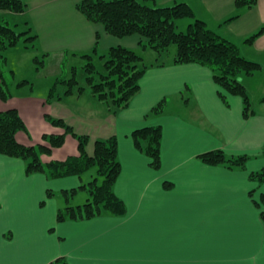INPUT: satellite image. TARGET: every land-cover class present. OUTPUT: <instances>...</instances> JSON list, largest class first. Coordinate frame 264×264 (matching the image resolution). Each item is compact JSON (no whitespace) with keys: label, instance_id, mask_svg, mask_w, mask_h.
<instances>
[{"label":"crops","instance_id":"obj_1","mask_svg":"<svg viewBox=\"0 0 264 264\" xmlns=\"http://www.w3.org/2000/svg\"><path fill=\"white\" fill-rule=\"evenodd\" d=\"M23 1L24 13L0 11V16L24 19L49 60L89 52L96 41L99 51H105L116 45L137 48L141 40L137 34H108L76 9L80 0ZM154 1L161 6L188 3L194 18L234 43L242 56L260 63L253 75H238L243 84L264 74V31L246 41L264 25V0L227 22L236 10L235 0ZM185 19H177L176 27L181 29L180 21L187 26L192 22ZM21 79L26 78L12 81ZM24 88L15 89L7 100L0 98V111L15 108L25 125V131L16 133L19 143L46 144L43 135L63 132L44 115L61 118L75 133L88 135L89 155L96 139L116 137L121 171L114 191L126 212L57 222V210L66 203L60 192L89 181L84 173L59 178L27 174L22 159L0 154V264H48L58 257L69 264H264V224L253 202L264 193V181L250 178L264 166V112L253 107L254 113L245 118L240 96L226 93L223 101L211 69L170 60L149 66L128 106L114 112L89 90L47 102V88L39 94ZM160 102L161 112L151 113ZM155 125L162 129L159 170L149 165L130 136L135 129ZM217 149L249 158L242 168H227L198 157ZM77 154V140L67 135L61 147L41 159L63 161Z\"/></svg>","mask_w":264,"mask_h":264},{"label":"trees","instance_id":"obj_2","mask_svg":"<svg viewBox=\"0 0 264 264\" xmlns=\"http://www.w3.org/2000/svg\"><path fill=\"white\" fill-rule=\"evenodd\" d=\"M150 1V2H149ZM256 4V0H235L236 10L225 22L238 17L245 8ZM27 5L23 0H0V11L24 13ZM76 9L91 22L100 23L105 31L116 37L137 34L140 36L138 48L111 46L105 51H99L96 41L89 52L75 53L83 59L82 72L84 84L79 83L78 67H70L68 77L57 78L47 88V102L61 101L65 96L81 94L85 90L105 107L108 112H114L128 106L131 98L139 90V80L149 66L164 65L166 61L173 64L196 63L206 66L212 71V77L219 86L218 95L226 101L227 94H235L242 98L243 116L249 117L254 113L250 96L244 84L238 80V75H253L262 66L260 63L242 56L238 47L231 41L208 29L206 24L197 18L190 5L177 2L172 5H157L154 0H80ZM180 18H192L185 30H177L175 21ZM24 30H17V23L0 22V58L6 62L4 51L19 47L30 50L34 56L33 63L38 69L44 65L47 53L41 52L37 44V35L27 22L23 23ZM264 31V25L248 37L251 41ZM98 40V35H96ZM22 40V41H21ZM174 46L173 56L166 61H155ZM139 50H151L156 54L153 63L144 62ZM1 63V61H0ZM5 64V63H4ZM13 74V72L11 71ZM32 83L21 79L14 83L0 65V98L7 100L13 96L14 90ZM59 86H63L61 93ZM264 102V94L260 98ZM163 102L155 105L151 113L161 112ZM52 125L63 128L62 134H45L46 144L23 145L16 139L18 131L25 130V125L15 108L0 111V154L17 157L24 161L27 174L42 173L48 178L65 176H81L91 167H96V176L77 188L62 190L60 194L65 199V205L58 208L56 221L86 220L102 213L122 216L126 212L124 201L114 191V184L120 174L121 164L117 154V139L112 136L106 139H96L94 153L86 152L89 136L77 134L63 119L45 116ZM71 134L78 142V154L68 156L63 161L44 163L41 155L50 154L52 149L60 147L65 135ZM138 150L149 158V165L159 170L161 167L162 129L159 125L143 126L130 134ZM264 155V152H263ZM202 162L216 165L222 164L227 168H242L249 158L245 154L228 156L222 150H210L199 154ZM100 177V181L98 179ZM250 178L258 183L264 181V166L250 173ZM77 189H84L88 198L83 204H69V196ZM252 190L250 194L252 195ZM48 195L52 193L48 190ZM254 204L260 209V218L264 224V193H260ZM48 264H69L64 257H58Z\"/></svg>","mask_w":264,"mask_h":264},{"label":"rangeland","instance_id":"obj_3","mask_svg":"<svg viewBox=\"0 0 264 264\" xmlns=\"http://www.w3.org/2000/svg\"><path fill=\"white\" fill-rule=\"evenodd\" d=\"M190 19L191 18H186L185 20H182V21H190ZM23 20L24 19L20 18V16H11V15H6V14H3V16H0V22L8 21L10 25L17 23L18 25L17 27H15L17 30H24L25 26L22 23ZM182 23H185V22H181V21L178 22L177 25L181 26V29H179V27H176L177 30H185L187 28V25H183ZM19 46L21 50H19L18 52H17V49L15 48H9L5 50L4 55L6 56V62H4L2 58H0V61H1L0 65L6 71V74L8 75L9 79L14 77L11 80H14V79L17 80L19 78L24 77L27 80H29L30 83H32L30 87L29 85L24 86L25 87L24 90L29 91L30 88H33L34 93L39 94V92L51 86L54 83L55 79L68 77L70 74V67L72 66L78 67L79 71H78L77 77H78L79 83L81 85L84 84V73L82 72V68H81L84 61L78 56L76 57H71L68 55L65 57L63 56L61 57L60 62H57L56 58H52L51 60L45 58L44 65L40 66L37 69L36 65L38 66L39 64L33 63L32 58L30 62V53L32 54V52L29 49L26 50L23 48V42H21ZM133 49H136V48H133ZM139 52L142 54L145 63H149L155 60L156 54L153 51L139 50ZM173 52H174V46H171L170 49L166 53L159 56L155 61L157 60L166 61L173 56ZM33 56L34 54H32V57ZM11 71L13 72V74L11 73ZM243 82L246 85L245 87L250 96L251 107L252 108L254 107L257 111L264 112V107L262 106L263 102H261L260 100V98L262 97V94L264 93L262 91L264 90V74L262 76H259L258 78L256 77L254 80H248V81L243 80ZM63 90H64V87L59 86V91L61 93L63 92ZM261 92L262 94H260ZM45 116L46 115H44L43 118L46 120L47 123L51 124L50 121L47 120ZM22 131H25V130H22ZM67 135H71V134H66L65 137ZM55 148H59V147H55ZM95 176H96V167H91L89 170L85 171L83 174V177L86 181L93 179ZM98 179L100 181L101 178L98 177ZM87 198H88V193L86 190L77 189V191L73 195L69 196L68 202L69 204H73V205L83 204Z\"/></svg>","mask_w":264,"mask_h":264}]
</instances>
